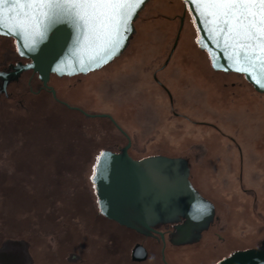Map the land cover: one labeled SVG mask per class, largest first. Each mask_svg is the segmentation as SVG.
Returning a JSON list of instances; mask_svg holds the SVG:
<instances>
[{
    "label": "rangeland",
    "instance_id": "obj_1",
    "mask_svg": "<svg viewBox=\"0 0 264 264\" xmlns=\"http://www.w3.org/2000/svg\"><path fill=\"white\" fill-rule=\"evenodd\" d=\"M135 23L130 44L111 63L69 78L52 75L50 83L69 105L115 116L133 133L135 148L151 152L166 143L188 145L189 139L208 145L211 181L235 201L231 233H253L248 189L262 187L255 205L264 212V93L237 73L210 71L205 57V68L197 66L193 21L180 0H149ZM9 89L20 94L0 93V178L7 196L0 191V226L29 227L27 209L33 206L35 214L45 206L41 196L50 176L44 170L67 162L76 167L86 146L83 136L113 128L106 125L108 119L71 110L46 93L30 94L24 101V79ZM17 182L20 192L9 187Z\"/></svg>",
    "mask_w": 264,
    "mask_h": 264
},
{
    "label": "flooded vegetation",
    "instance_id": "obj_2",
    "mask_svg": "<svg viewBox=\"0 0 264 264\" xmlns=\"http://www.w3.org/2000/svg\"><path fill=\"white\" fill-rule=\"evenodd\" d=\"M0 37L5 38L0 41V71L11 78L7 93H0L4 97L19 96L20 93L10 92L9 87L19 85L24 79L28 89L24 101H28V92L54 97L42 85L38 73L28 66L30 59L18 54L14 39ZM48 84L52 85L50 80ZM162 86L170 96L171 92ZM60 100L65 107L78 110ZM104 118L108 119L106 125L113 129L94 137L83 136L86 146L76 167L66 163L67 167L79 171L73 173L77 183L74 196L83 201L75 203L67 212L49 211L47 217L42 216V211H35L39 225L0 226V264H195V260L199 264H218L231 255L242 254L264 260V212L256 210L255 205L263 196L262 187L248 189L253 197L255 231L235 237L231 233L235 201L211 181L208 145L189 139L190 144L185 146L166 143L147 152L144 148H135L133 133L115 116ZM129 139L128 154L132 161L154 176L167 192L148 209H139L127 196L121 198L116 203L118 220L104 213L99 204L110 188L102 180L97 158L101 153L105 154L102 161L107 155L120 154ZM238 179L245 192L242 168L238 169ZM141 201L144 207L146 202L142 196ZM54 215L61 216L56 220L62 222L60 226L50 224L54 223ZM11 231L14 236L9 235ZM10 240H22L25 244L13 247Z\"/></svg>",
    "mask_w": 264,
    "mask_h": 264
},
{
    "label": "snow or ice",
    "instance_id": "obj_3",
    "mask_svg": "<svg viewBox=\"0 0 264 264\" xmlns=\"http://www.w3.org/2000/svg\"><path fill=\"white\" fill-rule=\"evenodd\" d=\"M201 19L212 25L208 30L223 34L226 49H233L235 70L256 81L255 71L264 76V0H190ZM143 0H0V27L4 34H19L25 47L31 48L37 38L43 40L57 23H69L76 28L83 45L95 46L92 62L106 63L107 58L122 46L132 17ZM107 57V58H106ZM105 154L97 158V167ZM96 179L94 172L93 180Z\"/></svg>",
    "mask_w": 264,
    "mask_h": 264
},
{
    "label": "water",
    "instance_id": "obj_4",
    "mask_svg": "<svg viewBox=\"0 0 264 264\" xmlns=\"http://www.w3.org/2000/svg\"><path fill=\"white\" fill-rule=\"evenodd\" d=\"M149 0H143V3L136 9L135 15L132 17L131 25L125 33V38L122 40V46L107 58L106 63L92 62L91 64L81 65L80 61H87L89 57L95 55V46L83 45L79 39L80 33L69 23H57L51 27L43 40L37 38L36 44L31 47H25V41L19 34H4L6 28L0 27V35L8 36L14 39L17 52L20 56L30 59L28 66L32 67L38 73L42 85L48 87L52 95L57 97L55 88L48 84L52 74L59 77L74 76L78 74H87L91 71L101 69L105 65L111 63L115 58L119 57L130 44L137 28L136 20L142 9L146 6ZM186 5L194 27L196 29V43L200 50L207 53L210 65L215 71L233 72L243 75L254 90L258 93H264V76H261L259 69L254 73L257 79L261 82L258 84L252 76L236 71L239 66L234 63L233 59L229 58L232 55L233 49H226L223 42V34L214 36L208 29L212 26L205 23L200 13L197 11L195 4L190 0H182ZM7 73L0 71V92L7 93V84L11 78H6ZM61 101V100H60ZM63 102V101H62ZM67 106L80 110L88 116L112 117L107 113H90L79 106H71L64 102ZM131 145L129 139L123 151L117 155H107L102 163V180L109 186L110 192L104 198H101L99 204L109 217L120 220L116 214V203L125 198H131L132 201L140 208L148 209L149 205H153L167 189L150 175L146 170L141 169L135 164L128 154V148ZM140 196L146 202L142 206V201L139 202ZM13 247L24 245L22 240H10ZM218 264H264V260L252 255H231Z\"/></svg>",
    "mask_w": 264,
    "mask_h": 264
},
{
    "label": "trees",
    "instance_id": "obj_5",
    "mask_svg": "<svg viewBox=\"0 0 264 264\" xmlns=\"http://www.w3.org/2000/svg\"><path fill=\"white\" fill-rule=\"evenodd\" d=\"M182 2V0H180ZM182 4L184 5V8L186 11H188L186 5L182 2ZM189 12V11H188ZM194 25V24H193ZM197 35V33H196ZM196 35L194 37V45L196 47V51H197V55H198V62H197V66H201L202 68L204 67L205 68V61L203 59V57H205L207 60H208V64H209V69L210 71L214 72V73H226V72H222V71H215L212 69L211 65H210V61H209V58H208V55L205 51L203 50H200L197 43H196ZM179 35L177 36V39H178ZM202 56H201V55ZM192 57L193 59V56H190ZM230 73H233V72H230ZM238 74V73H237ZM56 77L59 78V76L55 75V74H52ZM79 75V74H78ZM241 75V74H239ZM76 76V75H74ZM243 77V75H241ZM64 77H71V76H64ZM244 78V77H243ZM244 81L246 83L247 86H249L250 88H252L254 90V88L252 87V85L246 81V79L244 78ZM54 86V85H53ZM56 91H57V97L62 99V100H66L65 97H63L58 89L56 88V86H54ZM22 93H26L25 90L24 91H21ZM30 95V93L28 92L27 93V97L28 98ZM51 96V94H50ZM51 98L53 100H55L57 103H60L57 99H55L54 97L51 96ZM62 104V103H60ZM63 105V104H62ZM65 107V106H64ZM74 111H77L79 113H81L80 111L78 110H74ZM24 130V132H26V129H22ZM18 144V143H17ZM16 144V147H20L22 145ZM63 157H65V155H63ZM69 157V156H68ZM61 160H62V157H60ZM62 162V161H61ZM63 163V162H62ZM44 172H47L50 176V182L45 185V187L43 188L42 190V198H43V201H45V206L44 208L42 209V212H43V217H47L48 216V213L49 211H52V212H67L69 211L70 209L74 208L75 206V203L77 202H82L80 197H77V196H74L75 194V188L77 186V183L75 182L76 180V177L74 176V172L75 170L72 169L71 167H67V166H58V167H55V165L52 167V168H48V169H45ZM3 177L0 178V191L1 193L3 194V197L4 199H6V194H5V191H2L1 189V186L2 184H5L3 183ZM17 185V186H16ZM16 185H12V186H9V187H13V189H17L19 192L22 191V189H20V185L19 183L17 182ZM5 189V188H4ZM88 201V199H86V202ZM33 210H34V207H29L27 209V214H28V217L29 218V224L30 226L32 225H39L41 224L40 220H39V216L36 215V214H33ZM12 212V211H11ZM12 214H16V213H12ZM11 215V214H10ZM66 215V213H65ZM14 217V216H13ZM60 215H54L53 219H57L59 218ZM64 217V216H63ZM66 218V217H64ZM16 219V218H15ZM19 219V218H17ZM24 220V219H23ZM23 222V221H22ZM14 223L16 224V220H14ZM21 223V221H20ZM50 224H53V225H61L62 222L61 221H56L54 220V223H50ZM16 226V225H15ZM10 236H14V232H11V234H9Z\"/></svg>",
    "mask_w": 264,
    "mask_h": 264
},
{
    "label": "crops",
    "instance_id": "obj_6",
    "mask_svg": "<svg viewBox=\"0 0 264 264\" xmlns=\"http://www.w3.org/2000/svg\"><path fill=\"white\" fill-rule=\"evenodd\" d=\"M194 30H195V35H196V29H195V27H194Z\"/></svg>",
    "mask_w": 264,
    "mask_h": 264
}]
</instances>
